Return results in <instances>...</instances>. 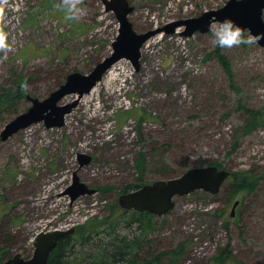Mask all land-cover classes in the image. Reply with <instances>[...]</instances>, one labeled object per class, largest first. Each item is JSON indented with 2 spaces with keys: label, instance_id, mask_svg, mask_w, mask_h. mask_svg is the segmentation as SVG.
Instances as JSON below:
<instances>
[{
  "label": "rangeland",
  "instance_id": "obj_1",
  "mask_svg": "<svg viewBox=\"0 0 264 264\" xmlns=\"http://www.w3.org/2000/svg\"><path fill=\"white\" fill-rule=\"evenodd\" d=\"M229 1L128 0L129 19L144 34ZM62 5L0 0V32L10 44L6 58L0 51L1 259L31 258L37 235L46 231L74 228L79 239L83 232L95 243L111 239L114 227L121 236L139 235L128 226L134 211L125 213L120 196L215 166L249 178L253 190L235 194L232 185L223 187L228 179L216 195L200 190L176 198L173 211L155 216L143 252L157 256L187 245L178 264H212L223 248L232 264H264V125L248 133L242 109L264 107V48L254 39L220 49L213 29L191 37L183 36L185 27L160 33L144 46L139 70L126 59L114 65L62 128L39 123L3 141L6 125L33 106L29 97L46 100L71 74H90L113 52L120 25L105 0H82L86 14L78 21L67 19ZM18 90L22 95L2 103ZM78 99L69 95L59 104ZM82 154L92 161L82 165ZM74 174L96 193L74 202L68 193Z\"/></svg>",
  "mask_w": 264,
  "mask_h": 264
},
{
  "label": "water",
  "instance_id": "obj_2",
  "mask_svg": "<svg viewBox=\"0 0 264 264\" xmlns=\"http://www.w3.org/2000/svg\"><path fill=\"white\" fill-rule=\"evenodd\" d=\"M107 11L117 14L120 25L119 34L113 44L111 56L96 66L88 75L73 73L59 90L51 94L44 101L28 98L33 106L26 113L12 120L1 132V139L8 140L16 133L30 128L39 123H45L47 129L62 128L66 123V117L73 112L78 102L72 105H60L59 103L69 95H78L79 98L90 93L104 78V76L121 60H129L140 69L142 50L146 43L155 35L166 32L171 35L178 28L185 27L183 36L191 37L196 32L203 34L212 30L210 21L231 18L254 37L257 44L264 48V0H230L227 5L219 10L208 11L201 17L176 21L164 28H158L148 33L139 34L134 30L130 21V15L134 7L128 0H105ZM82 165L89 164L92 157L80 155ZM231 177L227 170H220L215 166L193 168L179 178L157 181L151 185H145L136 191L119 197V206L126 211L148 212L156 217H163L174 210L175 199L205 191L216 195L221 190L225 181ZM68 193L72 200L81 196L93 195L95 190L89 189L80 182V177L74 174V184ZM239 202H235L232 215H235ZM75 229L68 231L54 230L38 234L36 238L34 255L26 259L20 253L15 254L9 260H2L0 264H50L53 251L60 240L65 236H72Z\"/></svg>",
  "mask_w": 264,
  "mask_h": 264
},
{
  "label": "trees",
  "instance_id": "obj_3",
  "mask_svg": "<svg viewBox=\"0 0 264 264\" xmlns=\"http://www.w3.org/2000/svg\"><path fill=\"white\" fill-rule=\"evenodd\" d=\"M221 63L230 74L231 68L225 56H221ZM20 95H22L21 90H18L15 94H8L2 98V103L6 104L10 99L12 100V97L16 99ZM242 109L248 117L246 120L248 133L263 127L264 107L255 110L242 106ZM228 181L223 187L226 188L232 185L235 194L251 191L254 187V182L250 181L249 178L231 177ZM124 211L125 213L128 212ZM131 214H133V217L128 226L132 228L136 225L140 231L139 235H134L131 238L129 236H121L116 231V227H114L107 234L108 237H112L111 239H102L97 243L92 242V237L83 235V232L80 233V239L75 234L73 236H65L53 251L50 264H163L165 258H170L172 260L171 264H178L185 255L188 246L183 245L170 252L160 253L157 256L155 254H146L143 252L145 248L143 240L155 231V216L148 212H131ZM77 240L81 241L77 242ZM148 246L149 244L146 247L148 248ZM227 251V249L221 248L212 264H232L233 255Z\"/></svg>",
  "mask_w": 264,
  "mask_h": 264
},
{
  "label": "clouds",
  "instance_id": "obj_4",
  "mask_svg": "<svg viewBox=\"0 0 264 264\" xmlns=\"http://www.w3.org/2000/svg\"><path fill=\"white\" fill-rule=\"evenodd\" d=\"M66 9V18L73 21H78L80 17L86 14V8L82 6V0H63V5ZM213 29V40L220 49H231L244 44L251 45L255 42L254 38L246 35V30L236 24L231 18L224 20L210 21ZM10 49L6 34L0 32V51L6 53ZM27 90V83L23 85Z\"/></svg>",
  "mask_w": 264,
  "mask_h": 264
},
{
  "label": "bare ground",
  "instance_id": "obj_5",
  "mask_svg": "<svg viewBox=\"0 0 264 264\" xmlns=\"http://www.w3.org/2000/svg\"><path fill=\"white\" fill-rule=\"evenodd\" d=\"M157 35H158V34H157ZM155 36H156V35H155ZM152 38H153V37H152ZM121 61H122V60H121ZM119 62H120V61H119ZM119 62H118V63H119ZM108 73H109V72H108ZM99 84H100V83H99ZM99 84H98V85H99ZM98 85H97V86H98ZM97 86H96V87H97ZM96 87H95V88H96ZM95 88H94V89H95ZM94 89H93V90H94ZM93 90H92V91H93ZM92 91H91V92H92ZM91 92H90V93H91ZM90 93H88V94H86V95H89ZM86 95H84V96H86ZM84 96H83V97H84ZM83 97H81L80 99H78V100H79V103L77 104V106L80 104V101H81V99H82ZM77 106H76V107H77ZM73 110H74V109H73ZM27 129H28V128H27ZM25 130H26V129H25ZM75 201H76V200H75ZM75 201H74V202H75Z\"/></svg>",
  "mask_w": 264,
  "mask_h": 264
},
{
  "label": "flooded vegetation",
  "instance_id": "obj_6",
  "mask_svg": "<svg viewBox=\"0 0 264 264\" xmlns=\"http://www.w3.org/2000/svg\"><path fill=\"white\" fill-rule=\"evenodd\" d=\"M74 100V99H73Z\"/></svg>",
  "mask_w": 264,
  "mask_h": 264
}]
</instances>
